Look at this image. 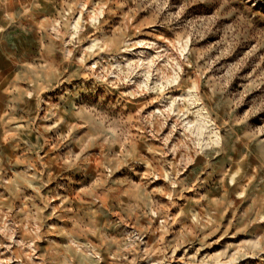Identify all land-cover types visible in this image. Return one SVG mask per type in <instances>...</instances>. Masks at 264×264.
<instances>
[{
    "label": "rangeland",
    "instance_id": "obj_1",
    "mask_svg": "<svg viewBox=\"0 0 264 264\" xmlns=\"http://www.w3.org/2000/svg\"><path fill=\"white\" fill-rule=\"evenodd\" d=\"M0 264H264V0H0Z\"/></svg>",
    "mask_w": 264,
    "mask_h": 264
},
{
    "label": "bare ground",
    "instance_id": "obj_2",
    "mask_svg": "<svg viewBox=\"0 0 264 264\" xmlns=\"http://www.w3.org/2000/svg\"><path fill=\"white\" fill-rule=\"evenodd\" d=\"M183 51H184V48H182L181 52H183Z\"/></svg>",
    "mask_w": 264,
    "mask_h": 264
}]
</instances>
